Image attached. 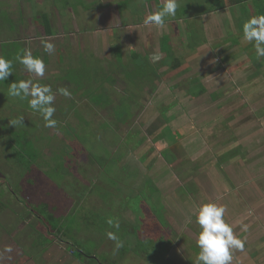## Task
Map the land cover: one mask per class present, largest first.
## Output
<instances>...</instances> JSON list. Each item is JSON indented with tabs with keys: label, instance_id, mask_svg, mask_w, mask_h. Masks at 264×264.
<instances>
[{
	"label": "rangeland",
	"instance_id": "obj_1",
	"mask_svg": "<svg viewBox=\"0 0 264 264\" xmlns=\"http://www.w3.org/2000/svg\"><path fill=\"white\" fill-rule=\"evenodd\" d=\"M215 2L217 0H179L175 16L165 17L163 28L171 30L174 28L169 23L172 18L192 14L196 8L209 11ZM67 3L72 7L66 9ZM111 5L108 0L104 3L92 0V4L89 0H45L44 4H37L34 23L39 29L41 25L38 22L45 23L46 16L51 17L52 7L65 18L64 24L67 21L71 24L76 16L75 22L79 24L73 36L76 35L79 41L83 33L95 30L96 25L100 30L107 27L105 47L100 44V50L97 49L98 56L104 54L107 62L105 59L100 64L90 63L96 66L94 69H89L83 62L88 55L86 51L63 45L65 51L68 49L78 59L77 65H72L75 76L68 75L65 84L50 81L57 74L46 71L40 76L27 70L23 74L24 69H21L19 75L17 66L13 67L18 63L19 45H12L15 47L12 74L7 80L0 81V264H157V258L162 260L161 264H194L200 251L196 242L201 230L196 218L199 207L209 202L225 208L224 219L232 226L233 232L238 225L237 215H243L239 222L246 219V222L254 221V227L248 232L241 233L238 228L234 232L238 238L247 240V247L252 246L250 240L255 242L264 237L261 224L264 220V168L261 167L264 165V152L259 155L250 145V152L244 153L246 147L241 156L245 158L244 164L236 160L235 164L232 162L234 165L227 166V158L221 161L226 157L224 154H227L226 148L231 142L239 141L236 128L242 126L255 133H264V121L260 120L262 115L257 111L260 106L244 98L248 83L241 82L232 74L230 87L222 88L201 76L203 88L197 82L187 81L194 73L186 77L180 73L181 69L177 72L178 68L174 67L175 72L165 74L168 70L158 65L155 73L160 74L161 79L156 78L155 85L160 87L158 94L163 95L154 101L149 88L141 89L132 81L134 78L130 80L127 77L134 72L135 75L140 73L132 67L133 63L130 69L126 68L117 61V49H106L107 41L113 35L110 28L116 24L107 23L105 27L91 24L103 14L115 15L117 11ZM134 9L136 15L140 14V21H144L148 13L145 3L142 2V8L135 6ZM240 10L241 7L234 8L235 13ZM71 11L74 14L70 15ZM132 20V23L138 21V15ZM239 20L245 19L240 17ZM196 23L200 25L196 38L202 39L201 22ZM117 26L121 28L120 24ZM192 27L196 29L194 24ZM192 32L189 29L187 33ZM168 33L162 34L164 44H177L173 39L178 36L174 38L175 33ZM152 44L150 47L155 50ZM57 46L63 49L59 44ZM55 57L47 53L39 56L45 69L55 68L65 80L69 67L63 62L57 64ZM145 59L138 58L137 62L143 64ZM206 63L201 64V71L211 69ZM84 78L89 80L81 82L85 83L84 88L79 83L68 84ZM26 80L50 86L55 97L51 105L55 108L52 116L57 122L55 127L45 126L42 114L29 106L31 97L9 95L13 82ZM122 82L128 83L127 86ZM60 89H67L71 95H63ZM147 90L149 94L145 95ZM135 95L138 100L134 99ZM124 96L129 100L124 102ZM165 112L168 117L177 112L176 118L168 121ZM183 113H186V118ZM254 117L257 122L252 121ZM20 118L22 122L10 123ZM184 131L190 135L187 136L189 138L184 139ZM18 132L19 140L27 137L31 145L35 144L40 149L37 156L32 152L31 157L26 158L24 165L34 170L27 175L24 165H18L17 160L8 154L7 146L14 145L10 140ZM36 138H41V141ZM197 148L202 151L198 152ZM201 155L203 158L199 159ZM234 168L235 174L242 182L247 181L246 184L230 181L233 180L229 176H232ZM254 176L258 181L252 185L249 181L254 178H248ZM203 190L213 199L205 200ZM224 195L229 199L228 203L217 198ZM47 198L58 203L59 208L52 210L53 215L57 220L59 218L60 229L70 225L67 231L72 230V239L62 240L55 231L49 236L51 223L46 215L40 212L41 219H36L34 213L29 212L34 207L39 209L41 206V211L46 208ZM98 207H103L104 213L102 220L98 218L95 221L92 211ZM106 214L114 222L110 220L109 225L102 227ZM108 233H113L117 239H109ZM33 235H36L32 241L34 244L27 240ZM48 236L52 239L49 240ZM76 240L78 243L75 244ZM118 243L122 246L117 247ZM36 246L40 248V254L38 259L31 260L30 252ZM77 247L81 248L80 252ZM240 251L241 254L231 264H264L263 249L254 250L261 254L255 259L253 256L258 254L250 256L251 250L246 251L245 245ZM82 253L85 257L79 256Z\"/></svg>",
	"mask_w": 264,
	"mask_h": 264
},
{
	"label": "crops",
	"instance_id": "obj_2",
	"mask_svg": "<svg viewBox=\"0 0 264 264\" xmlns=\"http://www.w3.org/2000/svg\"><path fill=\"white\" fill-rule=\"evenodd\" d=\"M93 1L95 2L96 0ZM104 1L105 0H98L99 3H104ZM108 1H111L112 4L111 6H113L114 9H116L117 11L115 12V15L113 12H112L113 14H110L109 16L103 14L100 18H98V20L95 23L92 22L91 24H98L104 27L105 24L107 23L116 24V26L110 28L113 29L112 30L113 35L110 36V39H108L106 49H108V51L112 48L117 49V51L119 52L117 61L119 62V64L125 65L126 68L130 69L131 68L130 64L133 63L132 67L135 68V70L138 69L137 71L140 73H138V75H135L134 72V75L128 74L127 77L130 80L134 78L132 81L136 82V84H138L141 89L149 88V91H151V99L155 98L154 101H157V99L163 95V94H158L161 90L160 87H157L155 85L156 78L159 77V79H161L160 74L157 75L155 73L156 69L158 68V65H161L162 69L165 68V70H168L165 72V74H167L169 71H171V73L173 71L175 72L174 67L178 68L177 72L179 69H181L179 70L180 73L186 74V77H188V74L194 73L193 77L192 78L188 77L187 81L189 80L188 82H197L200 84V86L202 85L200 82V78L201 76H203V78L211 79L213 81L212 82L213 84L216 83L219 84L222 88L224 87L229 88L231 75L234 74V76H236V78L241 82L246 81V83H248L245 85L246 90L244 91L245 94L244 98L246 97L249 103L260 106V108L257 109V111H259L262 115L260 117V120L264 121V57H258L256 55V51L254 48V43H255L254 41L248 42L243 38L244 23L253 16L264 15V0H241V1L217 0V2H215V4L213 5L214 7L212 8L211 6L212 9H210L209 11L204 10L203 8L201 9L196 8V12L192 14L189 13L187 16L183 14L184 15L183 17L172 18L173 21H169V23L171 22L174 28H171V30L166 28H159L154 24L145 26L143 21H140L139 13H137L139 20L132 23L133 21L132 18L137 16L136 12L133 11L135 10L134 9L135 6L142 8V2L145 3V6L148 9V13H147L148 15L152 12L159 11L160 8L163 6V0H108ZM178 1L179 0H177V2ZM89 2H91L92 4V0H89ZM232 7L234 8L241 7V10L235 13L234 8L231 9ZM178 12L180 13V10ZM31 17H34L36 21L37 14ZM240 17H243L245 20L240 21L239 20ZM89 19L92 18L89 17ZM52 20L53 19L47 18L46 16L45 23H42L41 25V29L46 30V32L48 33L47 35V37H49L47 38L48 42L51 40L50 43L54 45V50L51 53L47 52L48 55L55 56L56 54L57 59L61 61H65L66 65L71 64L73 66H76L78 63L77 55L71 54L70 51H68V49L67 51H65V48L63 46L65 45L68 47H72V49L74 50L80 49L82 52L86 51V54L88 55L84 57L83 62L85 63L86 66H89V69H94V67H96V66H92L90 63L95 65L102 63V61H105L106 56L104 54L101 55V57L98 56L97 49H99L100 44L104 46V41H106L104 34L107 27H105V29L102 28V30H100V27L97 28L96 25L95 30L99 32L93 30L87 33H83L84 35H82L81 37L82 41L81 40L79 41L76 35L73 36L76 33L77 26L79 23L75 22V29L71 30L69 36L62 35L63 36L62 37V36H55L54 34L53 36L52 32L50 33ZM196 22H201L200 31L202 32V34H204V38L202 39L196 38V34H199L198 28L200 27V25ZM47 23L49 25L48 28L46 27ZM117 24H120L121 28H119ZM193 24L196 27V29L192 27ZM178 26L179 28L181 27L180 28L181 30L177 28ZM172 29H174V31ZM189 29H192L193 32L187 33ZM33 32L34 29L32 25H30V30L25 34L27 36H25L23 39L27 42L31 41V39H34ZM167 32L173 34L175 33V35L173 36L174 38L178 36L176 39H173L174 42H176L177 44L172 45L170 42H168V44H164V42L162 41L163 39L162 34ZM193 34L194 37L192 38L191 36ZM55 38H58L57 43L63 49L58 48L57 46L58 44L55 42ZM42 41L41 43H39V45H41L44 48V45L47 41H43V42ZM68 41L70 42V44ZM29 43L31 47L32 46L34 47L33 43L31 42ZM79 43H82L81 44L82 46L78 45ZM151 44L155 50H153L150 47ZM35 45L37 46L38 43H36ZM93 51L95 56L94 54H92ZM156 55L160 56L159 60L154 59V56ZM93 56L94 58H92ZM143 57L146 58L143 64L142 62H137L138 58L143 59ZM89 59L91 61H89ZM125 59L128 62H126ZM105 62H107V59ZM209 62L211 63L209 64ZM202 63L208 64L209 67H211V69H208L206 71H201ZM223 76L225 78H223ZM122 80H125V78H122ZM121 84L123 86L124 85L127 86L128 83L122 82ZM164 84L167 83L164 82ZM122 85L120 87H122ZM147 94H149L148 90L147 93H145V95ZM138 96L140 95L138 94ZM135 97L137 96L135 95ZM128 100L129 97L127 99V97L124 96V102ZM151 104L157 105L156 102H151ZM176 113L177 112H174L173 114H171V116L168 117L167 116L168 113L165 112V117L167 118L168 121H171L176 118ZM183 116L184 118H186L187 117L186 113H183ZM180 117L183 119L182 116ZM252 121L257 122V119L254 117L252 118ZM170 129L171 128H169V130ZM235 130L238 131V133L235 131V134L238 135L239 141L231 142L229 148H226L228 150L227 154H224V156L226 157L221 159V161H224L227 158V162L225 164L227 166L234 165L236 160L238 162H241V164H244L243 160L245 158H242L241 156L243 155V151L245 150L246 147L247 149L244 151V153L250 152V147H249L250 145L253 146L252 148L259 155L261 151L264 152L263 132L255 133L251 131V129L246 130V128L242 126L236 128ZM183 133H184L183 137H185L184 139L189 138L187 136L190 135L186 133V131H184ZM231 134L232 136L235 135L234 132ZM190 145H192V143ZM197 149L198 152H200L201 149L200 148ZM202 153L201 154L204 156V152ZM223 153L224 151L222 152V155ZM202 155L200 156L199 159L203 158ZM228 160H230V162ZM232 162L234 164H232ZM263 166L264 165H261L262 168H264ZM235 173L237 172L234 168L231 172L232 176H229V178L233 180L230 181L235 184H240L239 182H242V180ZM255 177L256 176L248 178V180L249 179L252 180L254 178V180L249 181L250 184L254 185L258 181L257 178L255 179ZM225 179H227L226 176ZM246 182L247 181H244L240 185H243V183L246 184ZM203 196L204 199L207 201L213 199V197H210L207 194L206 190L203 192ZM217 198L219 199L223 198L222 200L223 201L226 200L227 203L229 200L226 199L225 195L218 196ZM238 202L241 203L239 200ZM237 216H238L237 217L238 225L235 227L234 232H237V228L241 230V233L248 232L251 228L254 227L253 224L254 221L246 222L247 220L246 219L244 222L243 221L239 222V218L243 215H241L240 217L239 215ZM229 221L231 222V220ZM245 222L247 226L246 231L244 230ZM261 224H263L264 227V220H261ZM257 225L258 224H256V226ZM172 233H173V227H172ZM170 237L172 238V236ZM263 238H261V240L258 241L256 240L255 241L256 243L250 240L249 242L252 245L251 247L250 246L247 247V240L244 241V245L246 246V251L253 250L252 252H254V250L263 249L264 252ZM251 251H250V256H253L255 253L258 254L253 256V259L261 255L259 251H256L254 253H252ZM239 254H241L240 249L233 250L232 251L233 259L237 258Z\"/></svg>",
	"mask_w": 264,
	"mask_h": 264
},
{
	"label": "clouds",
	"instance_id": "obj_3",
	"mask_svg": "<svg viewBox=\"0 0 264 264\" xmlns=\"http://www.w3.org/2000/svg\"><path fill=\"white\" fill-rule=\"evenodd\" d=\"M178 7L177 0H163V6L159 11L152 12L145 16L144 25H156L163 28L165 17H174ZM243 38L248 42H255L254 48L258 57H264V15L253 16L243 25ZM45 50L51 53L54 45L46 42ZM16 59L25 66L28 72L43 76L45 64L42 58L34 57L30 49H24L23 55H17ZM159 60L160 56H154ZM12 61L0 56V81L7 80L12 74ZM63 95L70 96L67 89L59 90ZM9 95L14 97L27 98L29 106L39 111L46 127H55L56 121L52 119L55 108L52 107L54 95L50 86L33 83L31 80L13 82L9 88ZM22 122V118L10 121L12 125ZM225 208L216 203H204L199 207L196 222L200 225V232L197 239V246L200 249L194 264H231L233 260L232 251L243 250L244 241L234 235L233 228L224 219ZM111 223V221H109ZM247 230V226H244ZM108 238L116 240L113 233H108ZM122 244L117 245L121 247ZM9 251L11 249H8Z\"/></svg>",
	"mask_w": 264,
	"mask_h": 264
},
{
	"label": "flooded vegetation",
	"instance_id": "obj_4",
	"mask_svg": "<svg viewBox=\"0 0 264 264\" xmlns=\"http://www.w3.org/2000/svg\"><path fill=\"white\" fill-rule=\"evenodd\" d=\"M44 2L45 0H0V43H1L0 44V56H4L6 59L11 60L13 62L12 58L14 56L15 47L12 48V45H19L18 46L19 55L23 54L24 49H30L32 52V55L38 58L41 55V53H44V54L47 53V51L45 50V47L43 48L41 45H39V43H41L42 40L49 38L47 37L48 33L44 29L43 30L41 28L39 29L34 23L35 18L31 17L37 14L35 13L37 4H44ZM69 7H72V5H70V3H67L65 8L68 9ZM71 14H74V13L71 11L70 15ZM51 17H53L52 25L50 27V31L52 32V35L54 34L55 36H62V35L69 36L70 35L69 33L71 32V30L75 29L74 26H75L76 16L72 19L71 24L69 23V21H67L64 24L65 18L60 15V12L58 10H55L52 7ZM39 24L42 25V23H39ZM30 25H32L34 29V32H33L34 39H31V41L29 42L33 43L34 47L33 46L31 47L29 44L26 46L25 43L27 41L23 39L25 37L24 35L30 30ZM64 25H66L65 26L66 29L63 28ZM67 26H69L70 28H68ZM50 41L49 42L47 41V42L50 43ZM36 43H38L37 46L35 45ZM20 48H22L21 53H20ZM54 60L57 64H61L63 62V64L66 67H69V69L66 70L67 73H65L66 75L65 80L61 79V75H58L59 73L56 72L55 68L50 69V70L45 69L47 73H50V74L54 73V75L57 74L54 77L50 78L51 79L50 81H58L59 83H62V84L67 83L68 75L75 76L76 74L75 72H72L74 68L72 67L71 64L66 65L65 61H61L57 59V57H55ZM14 66H17L16 71L18 72L19 75L21 74L20 72L21 69H24L22 72L23 74L25 70H27L25 66L22 65L19 61L17 64L14 63L13 67ZM76 79L77 78H75V80ZM78 80L75 83L70 82L68 84H70V86L71 84H74V85L76 83L78 84ZM84 81L88 82L89 80H86L85 78L81 80V82H84ZM79 85L82 88H84L85 83L79 84ZM87 92L89 91L87 90ZM134 99L138 100V97H134Z\"/></svg>",
	"mask_w": 264,
	"mask_h": 264
},
{
	"label": "trees",
	"instance_id": "obj_5",
	"mask_svg": "<svg viewBox=\"0 0 264 264\" xmlns=\"http://www.w3.org/2000/svg\"><path fill=\"white\" fill-rule=\"evenodd\" d=\"M239 1H241V0H239ZM46 27L47 28L49 27L48 23L46 24ZM50 33H51V31H50ZM78 83L81 84V80L80 79L78 80ZM18 131H20V130H18ZM22 131L24 132L25 130H22ZM177 135H178L177 136V139H179L180 136H179L178 133H177ZM18 137H19V132L16 133L13 136V138L10 140V141L14 142V145L13 146H11V145L7 146V149H8V152H9L8 154L11 156V158H14L15 160H17L18 165L23 166L24 163L26 162V158L31 157L32 152L37 156L39 154V152H40V149L36 148L35 144H32L31 145L30 143H32V142L29 141V139H27V137H26L25 140H19ZM36 140L37 141H41V138L40 139L36 138ZM28 167H29V165H28ZM28 167H27V164L23 166V168L26 169L25 175L30 174L32 171H34V170H30ZM91 195H92V193L90 194V196ZM0 196H1V192H0ZM87 196H88V194H87ZM45 201H46V204L44 206H46V208H43L42 211H41V206H40L39 209H36L37 207L36 208L34 207V208L29 209V212L30 213H34L33 214V217L36 218V219L38 217H39V219H41V217L39 216V213L40 212H41V214L44 213L43 215H46L47 221L49 222V224L51 223V227L49 226L50 229L48 228L50 230L49 231V236L50 235H53L52 232L55 231L56 234H60L61 235L60 239L62 238V240H63V238H67L69 240L72 239V237H74L72 230L71 231H67V229L69 228L70 225L69 226H65L64 229H60L59 218L57 220L56 219L57 217L55 215H53V211L52 210H54L56 208H59L58 207V203L57 202L54 203V202H52L48 198H47V200L45 199ZM103 210H104L103 207H98V208H96V210L92 211L93 219L95 221H97L98 218L100 220H102L101 219L102 218V213H104ZM70 218H72V215L71 214H70ZM110 220L112 221V223L114 222L113 218H111L108 214H106L105 215V218H104V223L102 224V227H104L105 224L109 225L110 224L109 223ZM54 222H56V224ZM72 222H73V220H72ZM87 222H88V225H89V221H87ZM28 234H30V233H28ZM60 235H57V236L59 237ZM49 236H48V239L49 240L52 239ZM25 238H27V237H25ZM34 239H36V235H33V237H31V239L27 238V240H30V242L33 243V244H34V242H32V241H34ZM76 242L78 243L77 240L75 241V244H76ZM73 243H74V241H73ZM73 243H72V245H73ZM77 248H78V250L80 252L81 248H79V247H77ZM39 249L40 248L37 247V246L34 247V248H32V250L30 252V255H29V259H31V260L32 259L33 260L34 259H38V255L40 254L39 253ZM126 249H128V248H126ZM84 254H86L87 256H89V254L86 253V252ZM84 254L83 253L82 254H79V256L81 255L82 257H85ZM157 260H158L157 264H161L162 260L160 258H157Z\"/></svg>",
	"mask_w": 264,
	"mask_h": 264
}]
</instances>
